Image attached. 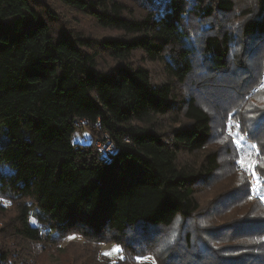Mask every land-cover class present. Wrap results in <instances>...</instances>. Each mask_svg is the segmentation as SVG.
<instances>
[{
  "label": "trees",
  "instance_id": "16d2710c",
  "mask_svg": "<svg viewBox=\"0 0 264 264\" xmlns=\"http://www.w3.org/2000/svg\"><path fill=\"white\" fill-rule=\"evenodd\" d=\"M239 1L0 0V264H38L72 233L80 264H112L98 243L212 211L199 191L244 154L229 119L257 143L264 180V0ZM56 3L116 33H87ZM81 122L91 141L74 139ZM103 135L113 152L94 145ZM228 186L220 203L249 201L247 180ZM238 221L264 264V218Z\"/></svg>",
  "mask_w": 264,
  "mask_h": 264
},
{
  "label": "rangeland",
  "instance_id": "374dc122",
  "mask_svg": "<svg viewBox=\"0 0 264 264\" xmlns=\"http://www.w3.org/2000/svg\"><path fill=\"white\" fill-rule=\"evenodd\" d=\"M127 1L133 2V0ZM255 5L256 0H240L238 12L249 6L255 8ZM56 9L64 14L73 26L81 28L87 33L99 37L111 36L116 33L99 28L91 17L71 8L56 3ZM228 18L229 20H235L233 21L235 23H239L243 19L237 13L230 15ZM193 24L196 26L195 22ZM146 65L153 70L155 81L159 82L164 76L163 64L148 61ZM263 80L264 75L261 77L258 88L264 85V83L261 84ZM211 114L213 115L214 112H211ZM87 125L83 122L80 123L82 130L74 135L75 140L91 141L92 135ZM226 132L232 139L238 141L239 146L244 151L242 157H251L259 162L257 143L249 139L239 123L229 119L226 124ZM241 141L243 142L241 143ZM94 145L100 151L111 153L114 150L113 142L108 135L96 139ZM239 160L235 162L233 170L219 172L214 182L203 186L199 191L198 197L203 208L212 207V211L208 209L211 214H204L208 211L206 210L192 220L179 218L172 226L156 228L157 231L139 228L137 231L140 237H138L136 230L132 231L125 243L128 246L114 242L101 243L100 245L98 243L94 248L98 246L100 248L98 255L101 258L99 259L102 261L105 259L103 257H106L112 264H151V261H137L136 259L137 257L151 256L155 257V264H250L256 254V240L251 234L252 231H248L246 234L245 232L242 233V225L238 226L237 224L239 223L238 220L249 215L264 218V180L257 171L258 178L254 177L250 170L238 163ZM227 162L228 160L223 159L222 169ZM234 170L236 171L235 174H233ZM246 180L249 187V201L243 199H240V201L232 199L234 200L232 201L230 199L225 200L226 203H220V198L224 196L226 188L231 187L228 185H239L241 181L246 182ZM0 206H7L10 209L11 203L6 199H2L0 200ZM223 225L234 226L233 233H219L216 229L218 226ZM251 230H253L252 227ZM72 236L75 238L70 239L69 237ZM114 245H119L122 252H113L110 256L104 255L105 252L111 251ZM129 245H132L133 248ZM58 246L65 250L43 253L41 259L38 260V264H48V262H51L50 264H68V259L74 258L76 260V257H78L77 264H80V256L85 255L83 248L86 246V240L82 234L72 233L61 241ZM81 259L84 260V258Z\"/></svg>",
  "mask_w": 264,
  "mask_h": 264
},
{
  "label": "snow or ice",
  "instance_id": "6c2138e0",
  "mask_svg": "<svg viewBox=\"0 0 264 264\" xmlns=\"http://www.w3.org/2000/svg\"><path fill=\"white\" fill-rule=\"evenodd\" d=\"M194 2V0H189V3H192ZM165 3H167V0H165ZM236 51L238 52L239 50L236 49ZM261 87H264V85H261ZM262 122H264V118H262ZM243 141H241L242 143ZM255 147V146H253ZM238 163L241 165V166H244L246 169L250 170L251 174L254 176V177H257L258 178V173L256 172V168L258 167V161L255 160V159H252L251 157H248V158H244V157H241L240 160L238 161ZM255 188V186H254ZM70 239H73L75 238L74 236L72 237H69ZM115 252V253H120L122 252V248L119 246V245H114L113 246V249L109 252H105L104 255H112V253ZM137 261H151V264H155V257H151V256H148V257H137L136 258Z\"/></svg>",
  "mask_w": 264,
  "mask_h": 264
},
{
  "label": "built area",
  "instance_id": "2783aa9c",
  "mask_svg": "<svg viewBox=\"0 0 264 264\" xmlns=\"http://www.w3.org/2000/svg\"><path fill=\"white\" fill-rule=\"evenodd\" d=\"M264 83V80H263V82L261 83V84H263ZM114 150H112V152H113Z\"/></svg>",
  "mask_w": 264,
  "mask_h": 264
}]
</instances>
